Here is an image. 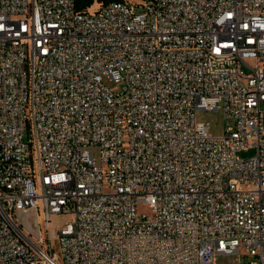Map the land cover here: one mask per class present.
<instances>
[{
	"label": "built area",
	"instance_id": "built-area-1",
	"mask_svg": "<svg viewBox=\"0 0 264 264\" xmlns=\"http://www.w3.org/2000/svg\"><path fill=\"white\" fill-rule=\"evenodd\" d=\"M263 104L264 0H0V264H264Z\"/></svg>",
	"mask_w": 264,
	"mask_h": 264
},
{
	"label": "rangeland",
	"instance_id": "rangeland-1",
	"mask_svg": "<svg viewBox=\"0 0 264 264\" xmlns=\"http://www.w3.org/2000/svg\"><path fill=\"white\" fill-rule=\"evenodd\" d=\"M131 4H135L136 2L140 1V0H125ZM101 1L99 0H93V2L87 6V9L89 11H93L95 10L98 6L99 3ZM136 12L141 10V7H138L136 5H134L133 8ZM103 83L107 86V88L113 92H118L121 88V84L114 82L113 80L104 77L103 78ZM264 107V104L262 105ZM196 118L198 121H202V122H208L209 123V133L211 135L214 136H219L222 135L224 133V130L227 126V124L229 123L228 120H226L223 117L222 111L221 110H212V111H206V110H198L196 113ZM93 155L94 158L96 160V163L98 165H100L101 160L99 157V151L98 149H91L90 150ZM255 153V148L254 147H248L246 149L240 150L238 151V156L240 158H247L251 155H253ZM139 212L140 213H149V209L147 208L146 205L141 204L139 206ZM35 212L34 211H30L28 213H19L17 216V219L21 222L24 223V225L27 227H32V222L35 221ZM41 213V212H40ZM67 218L66 215L60 214L58 216H53L52 217V221H51V225L49 227V229L47 230L48 234H51V232L57 227V225L61 224L65 219ZM38 221L41 223L42 225V216L41 214L38 215ZM42 233L44 234V230L42 229ZM220 255H217L216 258L219 259H224V257H219ZM238 256V259L241 263L243 264H248L251 261V257L250 256H245V255H236Z\"/></svg>",
	"mask_w": 264,
	"mask_h": 264
},
{
	"label": "crops",
	"instance_id": "crops-1",
	"mask_svg": "<svg viewBox=\"0 0 264 264\" xmlns=\"http://www.w3.org/2000/svg\"><path fill=\"white\" fill-rule=\"evenodd\" d=\"M216 257L212 264H243L239 261L238 256L236 255H220L219 257H224V259H219V260Z\"/></svg>",
	"mask_w": 264,
	"mask_h": 264
},
{
	"label": "trees",
	"instance_id": "trees-1",
	"mask_svg": "<svg viewBox=\"0 0 264 264\" xmlns=\"http://www.w3.org/2000/svg\"><path fill=\"white\" fill-rule=\"evenodd\" d=\"M101 2H108V1H112V0H99ZM76 2V6L78 9H85L87 6H89L93 0H75Z\"/></svg>",
	"mask_w": 264,
	"mask_h": 264
}]
</instances>
